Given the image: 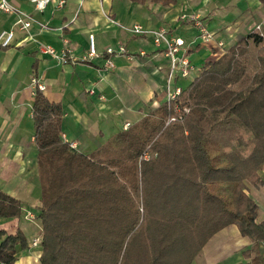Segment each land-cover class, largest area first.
Instances as JSON below:
<instances>
[{
    "label": "trees",
    "instance_id": "trees-1",
    "mask_svg": "<svg viewBox=\"0 0 264 264\" xmlns=\"http://www.w3.org/2000/svg\"><path fill=\"white\" fill-rule=\"evenodd\" d=\"M35 94L41 264H190L231 225L251 240L243 264H264V221L246 193L247 181L264 185V38L257 29L208 62L176 99L90 154L63 139L61 106ZM240 132L255 144L237 165L224 145ZM21 214V202L0 191V218ZM27 248L21 229L0 230L1 264H17Z\"/></svg>",
    "mask_w": 264,
    "mask_h": 264
},
{
    "label": "crops",
    "instance_id": "crops-1",
    "mask_svg": "<svg viewBox=\"0 0 264 264\" xmlns=\"http://www.w3.org/2000/svg\"><path fill=\"white\" fill-rule=\"evenodd\" d=\"M9 1L47 27L35 23L33 38L18 32L12 46L0 47V191L19 200L22 206L19 218H0V230L14 233L21 229L29 239V248L17 253V264H41V246L33 244L41 234L37 219L41 184L32 80L43 83V95L61 106L63 139L77 145L79 152L90 154L127 130V123L136 124L167 102L171 86L184 81L191 84L208 62L257 25L264 28V0H176L167 5L155 0L144 4L131 0H68L63 9L51 5L44 12L35 11L31 0ZM184 13L200 15L215 34L214 39L202 42L190 22L180 21ZM14 21V15L0 13V32L10 29ZM137 25L166 28L186 41L195 65L189 79L169 83L170 58L151 37L135 35L132 29ZM91 35L99 56L84 60ZM66 38L78 57L76 62L63 63L39 50L40 45L62 50ZM219 42L224 48L218 46ZM120 46L126 47L127 54L111 56L115 68H107L110 56L106 49ZM246 193L259 206L257 221L263 222L264 185L246 189ZM250 246L251 240L231 225L215 234L190 264H223L228 260V264H243L249 262L243 251ZM260 250L264 257V241Z\"/></svg>",
    "mask_w": 264,
    "mask_h": 264
},
{
    "label": "built area",
    "instance_id": "built-area-1",
    "mask_svg": "<svg viewBox=\"0 0 264 264\" xmlns=\"http://www.w3.org/2000/svg\"><path fill=\"white\" fill-rule=\"evenodd\" d=\"M67 1L68 0H31V3L35 11L44 12L51 5H54L56 9H63L66 6ZM0 13L15 16V21L12 27L0 32V47L12 46L16 40L18 32H22L30 38H33L31 29L33 25L38 22L32 14L21 10L9 0H0ZM180 21L190 22L197 29L199 39L204 43L211 42L215 37V34L208 29L207 25L198 14L184 13L181 15ZM38 24L43 28L47 27L43 23ZM255 29H257L264 38V28L262 25H257ZM132 32L135 35L151 37L155 46L162 49L165 55L170 58L171 65L168 73L169 83L176 84L178 79L190 78L191 72L195 69V65L190 60L189 47L183 38L171 35L170 31L166 28L145 29L144 27L137 25L132 29ZM64 43L66 47L62 50H57L55 47L50 45H40L39 50L43 54L63 63H67L69 61L76 62L78 57L73 54L72 49L69 47V39H64ZM218 46L224 48V43L219 42ZM106 53L110 56L106 61V66L109 69H114L115 63L111 56L125 55L127 54V49L125 46H120L119 48L108 47L106 49ZM98 56L99 52L96 40L94 35H91L89 39L88 54L82 57V59L89 60ZM129 58L131 59L132 56L129 55ZM32 84L35 90L39 89L44 91L46 89V86L39 82L36 78L32 80ZM183 90L184 88L181 85H175L174 87L171 86L168 89V101L176 99V97L179 96ZM90 93L94 94V91L91 90ZM177 110L179 109L177 108ZM186 111L188 110L186 109ZM171 121H176V118H172ZM129 127L130 123H127L125 125V129H128ZM71 147L77 149V145L75 144H71ZM145 159H149V156L145 155ZM39 243L40 238H36L33 241L34 245H38Z\"/></svg>",
    "mask_w": 264,
    "mask_h": 264
},
{
    "label": "rangeland",
    "instance_id": "rangeland-1",
    "mask_svg": "<svg viewBox=\"0 0 264 264\" xmlns=\"http://www.w3.org/2000/svg\"><path fill=\"white\" fill-rule=\"evenodd\" d=\"M180 84L184 88H187L190 85L188 81L181 82ZM229 139H230L229 141H225V145H224L225 151L229 154L233 162L239 165L241 164L243 158L248 157L251 154L255 144V139L253 138V136L245 132H240ZM145 155L150 157L151 153L147 152L145 153ZM261 171H259V175L261 178L262 177L264 178V169ZM246 185H247V189H254L253 186L254 184H252L251 182L247 181ZM258 187L260 188V185ZM228 262L229 260L224 261L223 264H228Z\"/></svg>",
    "mask_w": 264,
    "mask_h": 264
}]
</instances>
